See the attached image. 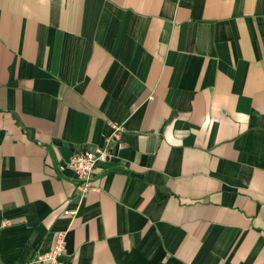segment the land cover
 I'll use <instances>...</instances> for the list:
<instances>
[{
    "label": "crops",
    "instance_id": "obj_1",
    "mask_svg": "<svg viewBox=\"0 0 264 264\" xmlns=\"http://www.w3.org/2000/svg\"><path fill=\"white\" fill-rule=\"evenodd\" d=\"M114 123L81 197L58 165ZM61 231L62 264H264V0H0V259Z\"/></svg>",
    "mask_w": 264,
    "mask_h": 264
},
{
    "label": "built area",
    "instance_id": "obj_2",
    "mask_svg": "<svg viewBox=\"0 0 264 264\" xmlns=\"http://www.w3.org/2000/svg\"><path fill=\"white\" fill-rule=\"evenodd\" d=\"M111 134L106 138L103 147L91 151L74 154L68 161L59 164L60 173L69 175L72 180L78 182L77 192L85 197L90 192L97 190L95 187V173L100 164L111 163L116 160L114 146L119 143L124 131L123 124L114 123ZM65 216L74 217L76 211L66 210ZM67 246V232H58L54 246L47 252L36 255L26 264H62V257L65 255ZM0 264H5L0 259Z\"/></svg>",
    "mask_w": 264,
    "mask_h": 264
}]
</instances>
